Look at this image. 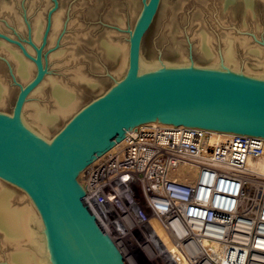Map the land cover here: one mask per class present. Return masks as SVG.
<instances>
[{
  "label": "water",
  "instance_id": "obj_1",
  "mask_svg": "<svg viewBox=\"0 0 264 264\" xmlns=\"http://www.w3.org/2000/svg\"><path fill=\"white\" fill-rule=\"evenodd\" d=\"M142 1L124 77L80 108L50 140L22 120L26 98L46 73L42 48L36 47L34 57L22 42L4 36L35 61L37 71L20 84L12 114L0 112V178L34 202L54 264H129L85 202L79 180L129 130L157 121L264 138V79L193 63L140 73L142 41L161 0Z\"/></svg>",
  "mask_w": 264,
  "mask_h": 264
},
{
  "label": "built area",
  "instance_id": "obj_2",
  "mask_svg": "<svg viewBox=\"0 0 264 264\" xmlns=\"http://www.w3.org/2000/svg\"><path fill=\"white\" fill-rule=\"evenodd\" d=\"M263 153L260 136L235 133L220 145L208 129L144 125L90 164L80 182L86 203L129 264H136L131 241L138 234L155 242L156 225L168 228L166 240L189 264H264V181L243 171L250 157ZM182 165L197 169L193 181L172 178ZM174 222L185 227L182 246ZM201 238L217 244L216 250L203 246L200 255L190 254L187 241ZM160 241L158 253L174 256Z\"/></svg>",
  "mask_w": 264,
  "mask_h": 264
},
{
  "label": "rangeland",
  "instance_id": "obj_3",
  "mask_svg": "<svg viewBox=\"0 0 264 264\" xmlns=\"http://www.w3.org/2000/svg\"><path fill=\"white\" fill-rule=\"evenodd\" d=\"M134 1L137 2L138 8L143 4L142 0ZM115 2L119 3V6ZM249 2L251 6L248 0H161L141 46V55L143 54L148 63L156 66L153 65L144 72L162 64L182 66L190 62L195 67L220 69L226 44L232 42L239 67L232 68L226 61L224 64L230 70L264 79L260 66L264 64V0ZM129 4L130 0H0V79L9 87L10 92L8 103L0 107V112L12 114L20 84L29 82L37 71L35 63L26 58L34 65V71L25 82L19 78L9 54L11 51L22 53V48L4 36L22 42L30 53L36 56V49L32 45L33 42L37 43L33 29L37 17H40L43 23L42 40L41 44L36 45L42 48L44 64L48 68L45 78L52 76L73 87L74 95L79 99V110L116 82L115 71L119 64L106 56L102 44L104 40L109 39L111 33L114 37L119 36V39L125 40L132 18L127 7ZM119 7L121 14L126 16L127 25L124 28L116 21ZM59 12L62 13V24L55 32L54 42L51 43L53 20ZM202 35L212 43V57L206 56L199 47ZM60 51L62 56L52 57ZM71 55L74 59H71ZM75 66H81L87 79L85 82L75 83L71 79V71ZM248 67L253 71L248 72ZM27 101L47 108L48 114L53 111L55 108L49 81L46 80L33 91ZM69 119H62L42 137L46 140L52 139ZM0 180L13 192L14 208L22 207L24 201H27L22 198L27 193L2 178ZM147 241L149 240L138 234L131 241L130 252L135 263L165 264V261H161V256L168 259L167 255H156L160 252V247L154 242V252L151 253L146 246Z\"/></svg>",
  "mask_w": 264,
  "mask_h": 264
},
{
  "label": "bare ground",
  "instance_id": "obj_4",
  "mask_svg": "<svg viewBox=\"0 0 264 264\" xmlns=\"http://www.w3.org/2000/svg\"><path fill=\"white\" fill-rule=\"evenodd\" d=\"M115 3L116 5L119 6V3L117 2ZM248 4L251 6L249 0H248ZM127 7L130 12L129 14H131L132 18L130 21L131 23L129 26L130 28L127 30V35H125V40L119 39L118 38L119 36L114 37L113 34L111 33L109 39L104 40L102 44L103 45L102 50L104 51L106 56L108 58L113 59L117 64H119L118 69L115 71L116 80H119L122 77H124L126 73L128 67V61H129L130 36L136 25V22L140 17L141 10L143 9V4L138 8L137 2H135L134 0H130V4L127 5ZM120 11L121 10L119 7L118 14L116 16V21L122 28H124V26L127 25L126 16L122 15ZM61 24H62V13L59 12L58 14L55 15L53 20V33L50 37L51 43L54 42L56 36L55 32L58 31V29L61 27ZM33 30H34L33 35L35 37L36 42L38 44L39 43L41 44L43 23L40 17H37ZM110 32L111 31H109V33ZM201 38L202 39H200L199 41L200 49L206 54V56L212 57L213 49H212L211 41L208 38H206L204 35H202ZM45 40L46 38L44 39V41ZM36 44L33 42V45L35 46L33 47L35 49L36 47L40 48ZM232 45H233L232 42L226 44V50L224 51V59H221L220 69H229V67L224 64V61H226V63L232 68L238 69L239 63H237V61L235 60V55ZM26 50L30 53V51L27 48ZM30 54L32 55V53ZM9 55L11 59L14 61L19 78L24 82L27 81L31 77L34 71V65L30 60H32L34 63L35 61L27 57L23 53V51L22 53H20L19 51H11ZM36 56H37V51H36ZM56 56H62V52L61 51L58 53L56 52L52 55L53 58H57ZM71 59H74L73 55H71ZM7 61H9V63L12 64V62L8 58ZM42 62L44 68L46 69V73L43 79L41 80V82L30 92V94L26 98L22 110L23 122L28 127L30 126L31 129L33 128L34 130H36L35 132L39 134L41 137L48 134L50 130L55 128L57 124L61 122L62 119L64 120L70 118L78 110L80 106L79 99L77 98V96L74 95L73 87H71L66 83H61L60 81H58V79L53 78L52 76H49V78H45L48 72V68L44 64L43 57H42ZM153 65L155 64L148 63L145 60L143 54L142 55L140 54V70H139L140 73H145L144 71L146 69H150L151 67H153ZM188 65H191V62L190 64L182 65V66H188ZM162 66L171 67L166 64H162ZM260 66L262 67L263 70L262 72H264V64ZM76 67L77 66L74 67V70L72 71L70 70L71 73L73 74V77L71 76L72 78L71 77L70 78L75 83L85 82L87 79L84 76L85 74L82 71L81 66L77 68ZM246 69L248 72L253 71L249 67ZM32 79L33 78H31V80ZM46 80H48L49 84L51 85L52 99L55 108L49 114L46 112L47 108L42 107L38 103H31L30 101H27V99L33 93V91H35L40 85L45 83ZM93 86L96 87V85ZM9 93H10L9 87L0 79V107L7 105ZM151 124H162V123L157 121H151L145 124H141L140 126L151 125ZM135 129L129 130L128 132L134 131ZM208 131L211 134H213V140L220 145L228 144L230 138L235 134L231 132L216 131V130H208ZM124 141H125V137L120 141L116 142L104 154H108L110 152L118 150L124 144ZM92 164L93 163H91V165ZM85 171H83L79 175V179L82 183H83V177ZM243 171L250 178L264 181V153L256 158L250 157ZM196 175H197V169L195 167L190 165H182L172 173V178L177 181H193L196 178ZM8 189L9 188L7 186L5 187L4 183L0 180V264H54V260L50 248V242L46 233V229L42 217L38 212V209L36 208L34 202L29 196H27L28 195L27 194L24 195V197L22 198V200L23 199L27 200L24 201V205L22 207L18 206L14 208L12 203L13 192L9 191ZM173 228L176 232L175 239L177 242H179V245L182 246L183 244H181V240H182L181 238H183L186 233L185 227L179 222H174ZM153 230L155 233L153 234L155 242L154 241L153 242L160 243L161 242L160 239L163 238L166 241L165 243L166 248L171 249L173 252L172 254L174 255V256L171 255V258H168L169 260L164 259L161 256L162 262L165 261V264H177L175 258L177 257L179 262L183 260L185 261L182 262V264H189L188 263L189 261L187 262L186 260L187 258L185 253H181V251L179 250L174 251L173 249L175 248L173 244L166 240L167 233H170L167 227L165 230L163 226L156 225V227H154ZM147 242H148V244H146L147 248L150 250L151 253H153L154 249L152 243L150 241ZM186 245L189 253L192 255L195 254L200 255L203 251V246L207 247V249H213V251L216 250L214 249L215 246L217 248V244L204 238H201L200 240H196V241L193 240L187 241ZM182 254H184V256ZM156 255H159L160 257L161 254L157 253Z\"/></svg>",
  "mask_w": 264,
  "mask_h": 264
}]
</instances>
